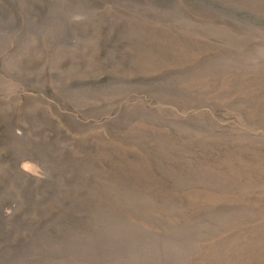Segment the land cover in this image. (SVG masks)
<instances>
[{
    "label": "rangeland",
    "instance_id": "1",
    "mask_svg": "<svg viewBox=\"0 0 264 264\" xmlns=\"http://www.w3.org/2000/svg\"><path fill=\"white\" fill-rule=\"evenodd\" d=\"M0 264H264V0H0Z\"/></svg>",
    "mask_w": 264,
    "mask_h": 264
}]
</instances>
